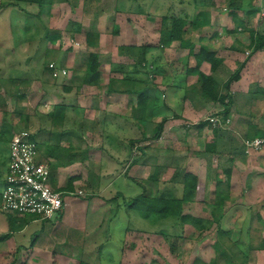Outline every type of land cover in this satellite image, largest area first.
<instances>
[{
  "label": "crops",
  "instance_id": "0c3cea01",
  "mask_svg": "<svg viewBox=\"0 0 264 264\" xmlns=\"http://www.w3.org/2000/svg\"><path fill=\"white\" fill-rule=\"evenodd\" d=\"M42 9L68 16L81 44L60 54L66 82L43 99V127L29 129L67 205L52 221L4 213L3 172L0 264H101L108 242L117 264H136L140 249L156 256L153 264H173L170 234L160 231L173 221L198 222L203 244L211 230L215 240L259 238L249 251L264 264V145L244 147L264 140V0H53ZM173 20L183 31L165 44ZM212 113L231 130L206 122ZM12 126L0 133L8 164L11 140L24 130ZM186 175L198 178L197 195L180 215L159 212L183 197ZM219 188L224 200L214 211L208 196ZM78 191L86 197L73 196ZM142 202L155 209L145 213ZM133 212L151 229L142 231L139 220L130 227Z\"/></svg>",
  "mask_w": 264,
  "mask_h": 264
},
{
  "label": "rangeland",
  "instance_id": "374dc122",
  "mask_svg": "<svg viewBox=\"0 0 264 264\" xmlns=\"http://www.w3.org/2000/svg\"><path fill=\"white\" fill-rule=\"evenodd\" d=\"M57 18L59 17L54 18L51 13L49 15L44 13L42 7L35 3L22 1L16 3L15 6H10L9 1L0 0V133L3 135L8 128L13 127L12 125L16 130L30 129L35 132L39 127H43V111L40 109L43 99L50 94V90H54V87H61L59 85L66 82L61 81V76L59 78L52 77L48 66L52 63L60 65L64 59V57H60V54H67L78 40H74L73 36L70 35L68 16H63L61 19ZM56 36L58 38H55ZM154 77V74H151L150 78ZM223 108L221 105L218 111H224ZM214 113L206 119L210 125L212 123L209 119L213 117ZM215 114L214 117L219 118L221 123L224 121L222 123L223 129L218 126L215 129L230 131V121L229 124H225L228 119L223 120L222 115L216 116L217 114ZM3 149L6 151H2ZM7 164L8 150L6 144H0V175L3 179L5 178L3 172L4 176L7 175ZM1 187H3V181L0 183ZM203 192L209 193V191L200 190L201 198L204 197ZM130 205L131 203L127 207L128 211L133 208ZM134 217V212L132 218L128 217L130 227H133L136 224L135 221L139 220L138 225L142 226V231L145 230L143 228L147 229L145 231L151 229V226L148 227L149 223L138 218L134 221ZM72 220L76 225L74 228H77L76 231H79L78 234H80L78 227L84 223L77 219L76 212ZM191 223L190 227L186 228L184 227L185 224H178L173 221L171 224H160V227L165 228L164 230L158 228V230L170 234L168 246L173 254V264H258L256 260L255 262L253 260L257 257L256 254L252 255L249 249L253 247V250H256L255 246L261 244L259 238L252 239L250 236L248 238L243 236L240 240L235 239L234 242H231L228 239L217 237L218 239L215 240L214 231L208 232L212 227L207 223L208 233L206 237L204 236L206 239L203 238L205 239V244H203L202 233L199 234L198 232L199 223L195 221H191ZM200 224L203 226V222ZM124 225L126 223L121 222L117 226L120 229ZM113 243L108 242L104 250H101V264L118 263L116 262L118 253L115 248L116 245ZM234 244L239 245L233 246ZM128 248L132 250L131 246ZM202 250H204V259L202 258ZM239 251L242 254L238 253ZM137 253L134 254L137 257L135 259L136 264L156 263V260L153 261L156 256L151 254L149 250L146 252L140 249V252L138 250ZM259 258L261 260V257ZM259 262L261 264L262 260Z\"/></svg>",
  "mask_w": 264,
  "mask_h": 264
},
{
  "label": "built area",
  "instance_id": "2783aa9c",
  "mask_svg": "<svg viewBox=\"0 0 264 264\" xmlns=\"http://www.w3.org/2000/svg\"><path fill=\"white\" fill-rule=\"evenodd\" d=\"M75 44L79 46V43ZM145 66L147 65L143 64ZM48 69L54 78L67 75L66 70L53 63ZM209 121L214 128L218 126L223 129V121L221 123L219 118L213 116ZM225 124H229V120ZM263 145L264 140L260 139L247 140L244 143L247 153L258 151ZM38 156L39 146L31 131L22 130L14 135L10 143L8 174L1 194V209L9 215H28L43 221H52L67 205V195L52 188L50 168L40 163ZM73 196L86 197L84 191H78Z\"/></svg>",
  "mask_w": 264,
  "mask_h": 264
},
{
  "label": "trees",
  "instance_id": "16d2710c",
  "mask_svg": "<svg viewBox=\"0 0 264 264\" xmlns=\"http://www.w3.org/2000/svg\"><path fill=\"white\" fill-rule=\"evenodd\" d=\"M7 1H9L10 6H15L16 3L27 1V2L38 4L39 7H43L47 1L51 3L53 0H7ZM182 31H183V22H181L180 20H173V26L171 27V29H169L168 31L163 30L162 42L165 44H168V43H171L173 40H177V38L181 36ZM204 51L207 52L208 50H204ZM226 88H228V84L226 85ZM221 101H222V104H224L225 98L222 97ZM177 178L180 179V177H177ZM197 182H198L197 177L192 176V175H186V180L184 182L185 190H184L183 197L178 199L177 197L174 196L173 202H170L167 205L156 206L159 212L161 211L163 214L164 212H167L169 215H177V214L180 215L181 210H182V203L197 195V192H198ZM208 197L212 199V201L215 199L214 203L212 202L214 211H218L219 209H221V204L224 198H223V191L220 188L216 190L215 196L213 194H209ZM141 200L142 199L137 201V203L141 202ZM139 209L142 211H145V213H148V212H151V209L154 210L155 208L150 207L148 204H143L142 202L141 204H139Z\"/></svg>",
  "mask_w": 264,
  "mask_h": 264
}]
</instances>
